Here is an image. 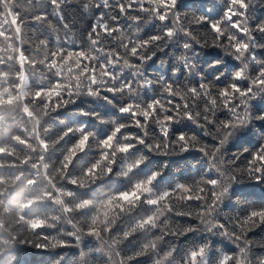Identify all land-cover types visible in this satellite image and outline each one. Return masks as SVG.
Returning <instances> with one entry per match:
<instances>
[{
  "label": "snow or ice",
  "instance_id": "1",
  "mask_svg": "<svg viewBox=\"0 0 264 264\" xmlns=\"http://www.w3.org/2000/svg\"><path fill=\"white\" fill-rule=\"evenodd\" d=\"M256 2L227 0L223 15L213 19L204 15L190 18L178 11V0H35V3L33 0H0V27L8 36L17 28L23 29L29 19L43 24L53 33L59 29L65 32V40L61 42L57 37L54 49L47 39L41 38L28 45L29 48L46 49L48 52L47 59L37 67L54 79L38 86L36 97L51 113L73 102L81 94L109 102L117 95L127 99V103L119 105L118 110L129 119L126 122L113 120V129L105 138L97 139L95 132L85 131L83 127L78 129L80 135L77 142L58 163L65 182L79 187L96 183L114 171L119 156L130 153L137 145L163 155L197 149L209 165L207 176L178 183L174 188L159 193L153 189L154 182L161 175L157 171L150 177L137 180L128 190L109 195L95 204L89 199L70 202L74 195L70 190L67 201L50 197V201L59 206V214L51 222L41 219L38 232L43 234V228L54 227L61 221L70 224L72 231L58 235L59 238L51 245L48 243L49 236L43 234V243L31 246L54 250L70 246V242L64 239L65 235L75 241L92 236L109 258L108 264H131L133 259L149 253L155 254L153 264H169L174 249L160 253V243L166 236H180L193 230L190 225L173 221L172 217L180 216L197 221L198 225L226 237L237 247V252L223 254L217 264H252L250 251L255 244L248 238V233L264 224V207L253 208L247 215L235 216L226 222L219 220L218 216L239 174L264 179V145L252 154L243 168L237 166L235 159L226 161L223 151L230 138L252 119L264 120V114L254 117L251 112V101L264 94V67L255 74L249 69L252 61L264 64V60H260L253 51L254 48H264L255 35L264 33V21L253 26L249 14V9ZM25 4L27 7L23 8ZM78 18L88 22L83 46L77 45L75 40L68 43L67 39L77 26ZM125 20L131 23L121 24ZM153 21H159L162 31L141 35L144 27ZM126 26L132 30L131 35H126ZM181 35L185 37L184 51L178 57L174 72H179L182 66L186 70L184 82L175 78L161 77L156 81L148 78L144 73L145 65L157 51H162ZM196 47L219 48L239 62L241 68L232 73L230 80L224 78L222 83L218 81H221L223 72H217L212 80L201 75L200 82L192 84L187 78L197 74L195 58L199 53ZM69 57L76 59L65 64ZM28 66L33 67L31 61ZM73 75L77 79H73ZM152 84L159 85V94L145 102L140 98V92ZM52 86H63V93L49 100L44 93ZM218 113H226V118L221 119ZM185 120L192 121L202 134L212 136L217 143L202 142L192 131L180 132L173 140V126ZM153 125L158 128V134L150 131ZM128 128H135L138 132L126 133L124 130ZM72 131L67 129L61 138ZM90 142L99 149L98 159L80 176H70L69 169L74 159ZM40 145L44 152L52 146L45 137L41 138ZM144 161L145 157L140 156L128 163L120 175L129 176ZM58 195L53 193V197ZM141 203L151 206V212L138 218L125 230L114 232L119 219ZM90 206L94 207V214L78 224L76 214ZM101 223L103 227L99 226ZM154 230H158V234L144 243L139 251L127 257L121 255V245L125 240L137 232L150 234ZM208 247L207 244L198 246L178 264H208ZM257 264H264V257L258 258Z\"/></svg>",
  "mask_w": 264,
  "mask_h": 264
},
{
  "label": "trees",
  "instance_id": "2",
  "mask_svg": "<svg viewBox=\"0 0 264 264\" xmlns=\"http://www.w3.org/2000/svg\"><path fill=\"white\" fill-rule=\"evenodd\" d=\"M33 2L35 3V0ZM226 4L227 0H178L177 9L190 18L204 15L215 19L223 15ZM22 7L26 8L27 5ZM249 14L253 26L264 21V0H257L249 9ZM12 19L14 24L15 18ZM130 23L127 20L121 21V24L125 25ZM87 25L88 22L78 18L77 26L67 37L68 43L75 40L77 45L83 46ZM158 31H162L160 23L153 21L144 27L141 35H152ZM131 33L132 30L126 26V35ZM255 35L257 42L264 44V33ZM57 37L61 42L65 40L63 29L53 33L43 24L31 22L30 19L23 29L17 28L11 36L6 35L0 27V264H54L57 261L59 264H108L109 258L101 250L98 240L92 236H84L75 241L73 237L65 235L64 239L70 242V246L54 250L31 246L43 243V234L49 236L48 243L51 245L59 238L58 235L72 231L70 224L61 221L54 227L43 228V234L38 232L41 219L51 222L55 215L59 214V206L50 201V197L67 201L70 190L74 194L70 202L89 199L95 204L109 195L128 190L137 180L150 177L157 171L161 173L153 184L157 193L170 190L178 183H187L208 175V161L197 149L175 155H163L151 152L143 145H137L130 153L119 156L115 161L114 171L96 183L79 187L65 182L64 175L58 170V163L77 142L80 135L78 129L83 127L85 131L95 132L97 139H103L111 133L113 120L126 122L129 117L119 112V105L127 103V99L118 95L113 96L109 102L103 98L81 94L54 113L40 104L36 97L38 86H43L42 84L48 83L54 77L37 67L47 59V50L29 48L28 45L41 38L47 39L50 47L54 49ZM184 40L185 37L181 35L175 41L169 42L162 51H157L145 65V75L153 81L163 77L184 82L186 70L181 66L179 72H174L178 57L184 51ZM195 50L199 53L195 58L198 65L197 74L187 78L192 84H198L201 75L212 80L217 72H223L221 81H218L222 83L224 78L230 80L232 73L241 68L239 62L219 48L196 47ZM253 51L260 60H264V48H254ZM75 59L69 57L65 64ZM30 61L33 64L31 68L28 66ZM262 67L264 64L255 61L249 64L252 74ZM72 78L77 79L75 75ZM243 83L247 85V81ZM159 91L157 84L146 86L141 90L140 98L145 102L150 101ZM62 93L63 86H52L45 91L44 96L54 100ZM251 112L254 117L264 114V94L251 101ZM226 115L218 113L221 119L226 118ZM69 128L73 131L61 138ZM124 131L138 132L135 128ZM150 131L158 134L159 130L153 125ZM190 131L195 132L202 142L217 143L212 136L202 134L190 120L175 124L171 136L174 140L176 134ZM42 137L52 145L47 152L41 149ZM262 145L264 120L252 119L246 127L230 138L223 149L225 160L235 159L237 166L243 168ZM140 156L145 157L142 165L129 176L120 175L128 163L134 162ZM98 157V147L90 142L74 159L69 175L80 176ZM53 193L59 195L53 197ZM260 207H264V179L257 180L246 174H239L232 183L230 195L219 210L218 219L226 222L227 219L245 216L251 209ZM151 210V206L146 203L139 204L132 212L119 219L113 231L125 230ZM94 212L92 206L78 212L77 223H84ZM172 219L180 225L192 226L193 230L180 236H166L160 243V253L174 249L169 264H178L191 250L205 244L209 246L208 264H217L223 254L238 251L226 237L206 230L193 219L180 216H174ZM99 226L103 227V223ZM156 234L158 230L150 234L144 231L135 233L122 243L121 255L127 257L135 254ZM248 238L255 244L250 251V259L252 264H257L258 258L264 257V246H261L264 245V224L250 231ZM154 256V253L139 256L133 259L131 264H153Z\"/></svg>",
  "mask_w": 264,
  "mask_h": 264
}]
</instances>
